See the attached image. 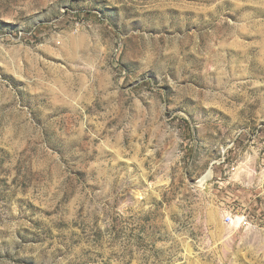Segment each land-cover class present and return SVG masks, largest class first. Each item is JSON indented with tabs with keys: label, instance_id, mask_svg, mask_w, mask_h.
<instances>
[{
	"label": "rangeland",
	"instance_id": "1",
	"mask_svg": "<svg viewBox=\"0 0 264 264\" xmlns=\"http://www.w3.org/2000/svg\"><path fill=\"white\" fill-rule=\"evenodd\" d=\"M0 264H264V0H0Z\"/></svg>",
	"mask_w": 264,
	"mask_h": 264
},
{
	"label": "bare ground",
	"instance_id": "2",
	"mask_svg": "<svg viewBox=\"0 0 264 264\" xmlns=\"http://www.w3.org/2000/svg\"><path fill=\"white\" fill-rule=\"evenodd\" d=\"M213 176V171L211 169H209L200 179L199 183L200 185H202L203 187L206 186L207 182L212 178ZM240 217L237 216L236 217V221L239 222Z\"/></svg>",
	"mask_w": 264,
	"mask_h": 264
},
{
	"label": "built area",
	"instance_id": "3",
	"mask_svg": "<svg viewBox=\"0 0 264 264\" xmlns=\"http://www.w3.org/2000/svg\"><path fill=\"white\" fill-rule=\"evenodd\" d=\"M233 220H234L233 214L229 213V214L226 215V217H225V222L226 223H232ZM242 220H244V221L247 220V216L242 215Z\"/></svg>",
	"mask_w": 264,
	"mask_h": 264
}]
</instances>
